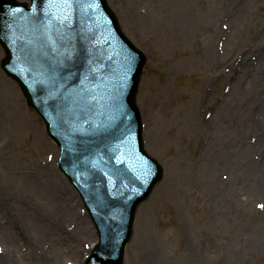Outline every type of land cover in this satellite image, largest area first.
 <instances>
[{
	"label": "rangeland",
	"instance_id": "rangeland-1",
	"mask_svg": "<svg viewBox=\"0 0 264 264\" xmlns=\"http://www.w3.org/2000/svg\"><path fill=\"white\" fill-rule=\"evenodd\" d=\"M107 1L147 56L136 103L162 168L122 264H264V189L244 181L264 186L250 171L264 166V79L251 69L264 73V0ZM0 76V264H81L92 223L43 120ZM236 165L249 178H231Z\"/></svg>",
	"mask_w": 264,
	"mask_h": 264
},
{
	"label": "water",
	"instance_id": "water-1",
	"mask_svg": "<svg viewBox=\"0 0 264 264\" xmlns=\"http://www.w3.org/2000/svg\"><path fill=\"white\" fill-rule=\"evenodd\" d=\"M4 1L10 5L18 3L15 0H0V39L7 47H5L6 58L2 60L1 65L6 67L8 74L20 82L28 104L35 107L44 117L46 130L61 148L59 165L70 180L79 187L92 217L98 220L104 219V210L102 209L106 204L104 197L109 200L113 185H116V178L119 175L115 168L117 161L120 164L122 162L114 155L118 140L127 137L133 141L131 139L133 131L135 139L131 146L137 144L139 151L146 154L141 142L140 115L135 104V93L145 57L139 49L121 35L116 24L112 21L106 32L110 33L118 45V49L109 56L107 63L95 69V73H93L95 83L85 92L75 79L76 73L70 76L71 79L67 81L66 85L60 83L62 77L58 78L51 83V88L56 86L57 90L52 92V96L48 99L52 104V111L45 112L43 102L30 92L24 80L12 70L14 44L24 38L28 40V36H30L33 43L40 39H49L54 47L60 49L64 46L70 52L77 35L76 29L81 30L84 27L72 12L60 13L58 11L56 7L58 0H34L35 5L32 9L21 5L20 7L24 10L23 15L19 16V10H15L11 17H7L5 14L7 9L2 6ZM100 9L97 7L98 11ZM101 11L107 17L109 16L104 10L101 9ZM5 16L6 19H4ZM22 21H25L24 27ZM110 27L116 37L110 31ZM88 45L91 47L93 43L88 42ZM95 45H100L96 39ZM41 47L48 49V45ZM61 55L62 52L59 51V54L55 56L58 64ZM70 59L71 57L68 56V63ZM100 87H104L105 91H102ZM76 94L84 95L85 98H82L80 102L75 99ZM78 109L82 110L84 115L80 114L81 111L79 112ZM85 113L89 117H85ZM83 116V124L76 122V119ZM53 120L57 126L53 125ZM74 120L76 123L73 122ZM121 150V155L125 152L128 153L125 149ZM83 156L86 157L82 158ZM151 161L154 163V166L152 165L154 172L148 178L145 173L137 174L133 172L134 169L132 171L127 165L121 164L141 182L135 181L139 186L138 189L128 187L129 194H126L124 189L121 190L119 194V197L122 196L119 199L120 209L135 205L148 192L150 186L162 176L160 166L154 159ZM140 167H137L139 171ZM89 169L93 177L92 180L97 182L90 183L89 190H86V185L82 186L87 182L83 174ZM150 169L151 166L147 168V170ZM97 184L100 187V192L96 191ZM141 192L143 194L140 196ZM94 207H97L100 212L94 213Z\"/></svg>",
	"mask_w": 264,
	"mask_h": 264
},
{
	"label": "bare ground",
	"instance_id": "bare-ground-1",
	"mask_svg": "<svg viewBox=\"0 0 264 264\" xmlns=\"http://www.w3.org/2000/svg\"><path fill=\"white\" fill-rule=\"evenodd\" d=\"M260 61L262 62V61H264V45H263V53H262V55H261V59H260ZM252 69V74L254 75L255 73H258L261 77H262V79H264V73L262 72V71H258V70H256V69H254V68H251ZM0 80H1V76H0ZM153 82H155V80L153 79V80H151V81H149V84H147V85H153ZM75 99H78L79 101L81 100V98H80V96H78V95H76L75 96ZM260 122L262 125H263V127H264V114H263V117H262V120H259V118L258 117H256L255 119H254V122ZM79 123H84V121H81V122H79ZM160 127V126H159ZM0 128H2L1 126H0ZM105 135V134H104ZM107 135V134H106ZM159 136H157L156 138H158ZM37 141L39 142V143H41V144H47V142L42 138V136L39 134L38 136H37ZM251 148H249V150H250ZM258 150H262V147H261V145H260V148H258ZM84 155V154H83ZM264 155V149L261 151V156H263ZM86 156H83L82 158H85ZM231 171H233V174L231 175V178H233L234 176H235V174H241L242 175V177L245 175V174H247V176H248V178H249V176L250 175H248V170L246 169V168H243V167H240V166H238V165H236V167L232 170V168L230 169ZM229 170V171H230ZM250 171H251V173L253 172V171H255L254 173H253V175L256 177V178H260V175H259V172H263L264 171V166H259L257 163H253L252 165H251V167H250ZM259 171V172H258ZM241 177V178H242ZM244 181L246 182V183H250V192H251V194H260V192H262V190L264 189V186L263 185H259V184H256L255 182V184H253L252 183V179L250 178L249 180L247 179V177L245 176V178H244ZM211 185H212V187H215V185L213 184V183H211Z\"/></svg>",
	"mask_w": 264,
	"mask_h": 264
},
{
	"label": "snow or ice",
	"instance_id": "snow-or-ice-1",
	"mask_svg": "<svg viewBox=\"0 0 264 264\" xmlns=\"http://www.w3.org/2000/svg\"><path fill=\"white\" fill-rule=\"evenodd\" d=\"M262 207H264V206H262Z\"/></svg>",
	"mask_w": 264,
	"mask_h": 264
}]
</instances>
